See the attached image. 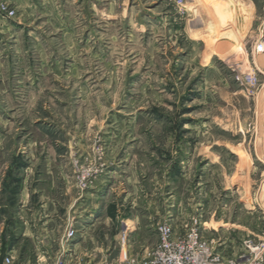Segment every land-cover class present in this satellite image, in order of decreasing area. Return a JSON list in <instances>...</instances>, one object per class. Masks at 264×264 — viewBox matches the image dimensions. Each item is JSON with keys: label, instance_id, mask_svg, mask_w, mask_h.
<instances>
[{"label": "rangeland", "instance_id": "374dc122", "mask_svg": "<svg viewBox=\"0 0 264 264\" xmlns=\"http://www.w3.org/2000/svg\"><path fill=\"white\" fill-rule=\"evenodd\" d=\"M4 1L0 256L116 260L126 222L132 257L163 223L229 256L264 238V0ZM25 180L56 186V218H23Z\"/></svg>", "mask_w": 264, "mask_h": 264}, {"label": "built area", "instance_id": "2783aa9c", "mask_svg": "<svg viewBox=\"0 0 264 264\" xmlns=\"http://www.w3.org/2000/svg\"><path fill=\"white\" fill-rule=\"evenodd\" d=\"M0 12L9 17L15 15V10L10 9L4 0H0ZM259 49L262 47L259 46ZM157 232L156 245L147 248L143 256L132 257L126 245L125 231L120 257L112 261H101L99 264H264V238L257 242L246 240L244 251L229 256L214 249L212 242L201 234L197 222L187 227L183 234L177 235L168 223L160 224ZM75 234L76 229L71 226L66 236L72 238ZM0 264H13V256H0ZM45 264L67 263L57 258L54 262L46 261Z\"/></svg>", "mask_w": 264, "mask_h": 264}, {"label": "crops", "instance_id": "0c3cea01", "mask_svg": "<svg viewBox=\"0 0 264 264\" xmlns=\"http://www.w3.org/2000/svg\"><path fill=\"white\" fill-rule=\"evenodd\" d=\"M12 4L20 5V3H25L26 0H10ZM28 2V1H27ZM198 2V1H197ZM201 3L200 1L198 2ZM1 15V14H0ZM209 19V18H208ZM204 17H202V25L206 28V20H208ZM212 19V18H211ZM196 28H199L200 23H195ZM208 31V30H207ZM209 32V31H208ZM48 171L47 168V172ZM50 185V184H49ZM49 190L45 188L38 187L36 184H29L28 181H24L22 184V208L21 212L23 213V218H26L28 222V216H40V218L44 217L47 220H53V218H56L58 214H56L57 210L61 209V199L51 194L50 191H54L55 193H59L56 186L54 184H51L49 186ZM108 186V187H107ZM109 180H106L104 175L99 179L98 185L96 188H94L91 192L85 193L81 197H75L72 203V210L73 211H79V216L82 215V213H86L88 209V205L96 200V197L99 195H102L101 191H104L105 189L109 188ZM61 189V188H59ZM62 190V189H61ZM66 191H68V186H66ZM93 207V206H92ZM27 210V212H26ZM89 215H92L93 209L88 210ZM31 213V214H30ZM124 228L126 229V232L128 231V225L127 222L124 225Z\"/></svg>", "mask_w": 264, "mask_h": 264}, {"label": "bare ground", "instance_id": "6f19581e", "mask_svg": "<svg viewBox=\"0 0 264 264\" xmlns=\"http://www.w3.org/2000/svg\"><path fill=\"white\" fill-rule=\"evenodd\" d=\"M197 1V0H196ZM208 26V25H207ZM232 50H233V52H235L234 53V55H238V56H240V55H242L243 54V52L245 51V48H244V46H243V44L242 43H236L235 45H234V47L232 48ZM248 67H250V65H249V63L246 61L244 64H243V69L245 70V69H248ZM237 153H238V151H237ZM216 156V155H215ZM218 157V156H217Z\"/></svg>", "mask_w": 264, "mask_h": 264}, {"label": "trees", "instance_id": "16d2710c", "mask_svg": "<svg viewBox=\"0 0 264 264\" xmlns=\"http://www.w3.org/2000/svg\"><path fill=\"white\" fill-rule=\"evenodd\" d=\"M4 249L6 250V244H4L3 250H4Z\"/></svg>", "mask_w": 264, "mask_h": 264}]
</instances>
